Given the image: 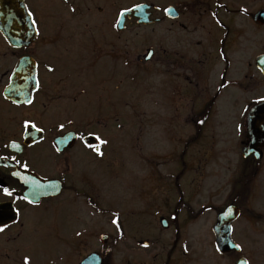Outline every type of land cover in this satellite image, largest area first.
<instances>
[{"label":"flooded vegetation","instance_id":"obj_1","mask_svg":"<svg viewBox=\"0 0 264 264\" xmlns=\"http://www.w3.org/2000/svg\"><path fill=\"white\" fill-rule=\"evenodd\" d=\"M22 3L32 13L30 24L35 21L29 40L11 45L0 31V188L14 189L11 196L0 191V225H8L0 236L33 226L38 211L51 202L60 205L55 202L68 193L93 211L106 209L86 186L100 172L102 160L108 164L116 151L133 149L134 114L179 122L183 83L188 87L183 112L193 161L214 169L205 187V209L194 208L192 200L179 203L167 217L174 239L168 254L183 228L203 211L214 212L208 233L215 246L217 217L232 207L222 225H229L230 238L240 249L220 254L230 256V264L240 258L254 264L241 243L264 231V0ZM139 4L148 6L152 23L125 15L118 24L125 9ZM154 25L162 28L155 44L148 43L153 31L133 30ZM170 35L172 43L166 44ZM138 38L148 44L134 47ZM148 86L161 87L158 96L142 98L143 110H134L133 88L143 91ZM174 96L178 102L168 110L164 100L173 105ZM231 136L235 138L230 141ZM59 139L62 147L55 145ZM88 145H99L102 154ZM45 183L60 186V194L37 199ZM19 238L17 232L6 242L19 245ZM14 254L12 249L0 253V264H25L27 256L17 259Z\"/></svg>","mask_w":264,"mask_h":264},{"label":"rangeland","instance_id":"obj_2","mask_svg":"<svg viewBox=\"0 0 264 264\" xmlns=\"http://www.w3.org/2000/svg\"><path fill=\"white\" fill-rule=\"evenodd\" d=\"M133 30L153 31V38L148 43L155 44L162 28L154 25ZM167 37L166 44H171L173 38L171 35ZM144 42L138 38L133 46H146L148 43ZM158 88L148 86L141 91L134 87L132 99L137 102L134 110H143L142 98L158 96ZM187 92L188 87L181 83L179 122L169 116L146 119L134 114L130 125L133 149L116 151L108 164L102 160L100 172L86 188L106 209L93 211L80 204V198L73 199L69 193L65 194L67 199L64 203L62 197L55 202L60 205L55 206L51 202L45 211H38L37 220H31L35 221L33 226L23 231L6 230L0 236V253L11 252L12 249L13 254L15 252L13 256L17 259L27 256L30 264H79V257L92 251L102 255V264H230L231 257L219 254L209 239L208 220L214 217V212L197 214L183 228L184 234L176 242L171 257L168 254L174 239L167 217L179 203V206L182 203L188 205L192 200L195 201L194 208L205 209V187L209 171L214 169L201 167L200 162L193 161L189 122L183 112L188 100ZM168 99L165 98L163 105L172 110L178 99L176 101L174 96L173 105ZM161 103L158 106L163 107ZM205 138L203 135L200 139V147L204 146L202 141ZM233 138L235 136H231L230 141ZM140 158L145 162L136 161ZM202 170V178L198 182ZM162 216L169 222L168 229L161 228L159 224ZM113 219L117 224L112 223ZM17 232L20 234L19 245L6 242ZM101 234H108L105 244L99 240ZM137 239L146 240L148 245L143 246L141 241L136 242ZM241 244L253 255L254 264H264V231Z\"/></svg>","mask_w":264,"mask_h":264},{"label":"water","instance_id":"obj_3","mask_svg":"<svg viewBox=\"0 0 264 264\" xmlns=\"http://www.w3.org/2000/svg\"><path fill=\"white\" fill-rule=\"evenodd\" d=\"M139 6V7H136ZM130 9L129 11H123L120 14V18L118 19V24L122 22V18L127 16H134L138 19L139 23H150L152 20H148V16L150 15L146 12L148 8L145 4L136 5ZM34 29L33 25L30 24L29 16L26 11L22 0H0V31L4 34L6 40L14 45L20 42H26L29 40V33ZM256 110V109H255ZM254 110L249 114V120L253 117ZM56 147H62V139H59L55 143ZM244 151H248L247 148H244ZM245 155V154H244ZM60 186H55L52 183H45L42 185L41 190L37 196V199L40 197H49L56 196L60 193ZM31 201H35L36 197H30ZM37 201V200H36ZM231 208H226L222 213H220L217 217V223L214 226V233L216 236L215 246L217 251L220 253H226L231 250L238 251L240 247H236V243L230 238V227H224L223 221L226 216L231 213ZM236 214H234L235 217ZM230 218L228 221H231ZM160 224L163 228L168 227V223L164 218L160 219ZM101 243H106L108 240L107 234H102L99 238ZM144 245L148 243L143 242ZM246 260L244 258H240L235 264H245ZM79 264H101V257L97 253H91L86 258H84Z\"/></svg>","mask_w":264,"mask_h":264},{"label":"snow or ice","instance_id":"obj_4","mask_svg":"<svg viewBox=\"0 0 264 264\" xmlns=\"http://www.w3.org/2000/svg\"><path fill=\"white\" fill-rule=\"evenodd\" d=\"M136 7H139V6H136ZM124 11H129L128 9H125ZM165 11V13H168L169 12V9H165L164 10ZM28 16H29V19H31V16H32V13H28ZM32 24H33V27H35V21L33 20L32 21ZM49 70H51V69H49ZM260 99L261 100H264V97H260ZM28 103H31V101L29 100V101H27ZM30 122H28V121H25V124L27 125V124H29ZM33 127H35L34 125H33ZM61 127H63V125H61ZM89 135H93V134H89ZM96 139L97 140H99L100 138L99 137H96ZM100 143H104V141H100ZM89 147H94V150L97 152V154L98 155H100V154H102L101 152H100V148H99V145H95V146H92V145H88ZM14 159V158H13ZM21 167H24V168H26L27 167V164H23V165H21ZM11 175H13V176H18L19 174L17 173V172H12L11 173ZM0 191H2L3 192V194L5 195V196H11L12 194H13V192H14V189H9L8 187H2V188H0ZM25 199H27V197H25ZM29 202H31V201H29ZM112 223L113 224H117V220L116 219H113V221H112ZM8 225H0V231H4V229L7 227ZM147 245H145V247H146ZM236 247H239V245H236ZM25 264H28V257H25ZM245 264H247V262H245Z\"/></svg>","mask_w":264,"mask_h":264}]
</instances>
